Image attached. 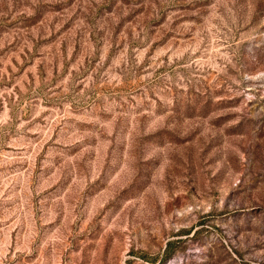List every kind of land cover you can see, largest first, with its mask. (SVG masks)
<instances>
[{
    "label": "rangeland",
    "instance_id": "1",
    "mask_svg": "<svg viewBox=\"0 0 264 264\" xmlns=\"http://www.w3.org/2000/svg\"><path fill=\"white\" fill-rule=\"evenodd\" d=\"M0 264H264V0H0Z\"/></svg>",
    "mask_w": 264,
    "mask_h": 264
},
{
    "label": "trees",
    "instance_id": "2",
    "mask_svg": "<svg viewBox=\"0 0 264 264\" xmlns=\"http://www.w3.org/2000/svg\"><path fill=\"white\" fill-rule=\"evenodd\" d=\"M173 243L172 242H167V244H166V247H165V249H164V251H163V257H164V259H167V258H169V256L172 254V249H173Z\"/></svg>",
    "mask_w": 264,
    "mask_h": 264
}]
</instances>
